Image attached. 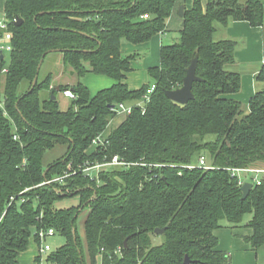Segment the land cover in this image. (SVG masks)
Segmentation results:
<instances>
[{
    "label": "trees",
    "instance_id": "trees-1",
    "mask_svg": "<svg viewBox=\"0 0 264 264\" xmlns=\"http://www.w3.org/2000/svg\"><path fill=\"white\" fill-rule=\"evenodd\" d=\"M176 2L5 1L12 50L3 58L0 52V264H20L33 232L40 240L38 234L50 228L67 240L47 257L53 264H185L186 256L190 264H230L215 231L224 221L240 226L246 214H252L247 223L252 234L245 241L256 251L264 246V175L261 185L253 175L248 179L254 184L242 200L231 172L264 168V89L244 113L242 103L230 97L242 86L240 73L232 69L236 42L214 39L216 23L247 21L264 30L261 2L208 0L204 9L194 0L185 10L180 38L162 46L160 65L148 70L156 89L145 112L135 105L112 129L108 143L89 151L117 116V106L142 100L151 85L128 88L125 74L138 55H124L122 42L139 44L164 33ZM16 17L23 19L20 25ZM54 49H61L65 70L79 78L107 76L114 84L95 95L81 81L59 85L61 93L70 89L76 95L62 109L51 73L43 76L41 69L31 89L41 60ZM196 52L202 80L193 84L195 99L181 105L165 92L182 85ZM256 78L264 82V65ZM58 145H66V152L46 163ZM115 155L164 166L112 167L98 179L79 171L88 160ZM201 156L210 168L199 167ZM58 177L64 178L43 184ZM74 196L77 205L57 206ZM84 209L89 214L82 237L76 220ZM157 228L164 233H155ZM36 262L41 264V256Z\"/></svg>",
    "mask_w": 264,
    "mask_h": 264
},
{
    "label": "crops",
    "instance_id": "crops-1",
    "mask_svg": "<svg viewBox=\"0 0 264 264\" xmlns=\"http://www.w3.org/2000/svg\"><path fill=\"white\" fill-rule=\"evenodd\" d=\"M5 1L6 0H0V8H2L3 11ZM256 1L261 2L264 8V0ZM201 2L203 8L205 9L208 0H201ZM193 4L194 0H177L174 12L167 22L166 31L164 33L156 34L150 41L139 44L130 43L126 40L122 42L121 52L124 55H138L135 60L131 61L132 70L126 72L125 74L126 79L124 82L128 85V88L131 91L140 90L144 86L152 83L148 70L151 67L160 65V53L162 46L172 44L180 38L183 27V18L179 15V8L184 6L185 10H188L193 7ZM214 39L216 41L233 40L236 42V64L232 67V69L240 73L242 86L240 92L233 94L230 97L241 102L243 107L249 109L248 104L250 99L256 94V92L264 89V82H260L256 78L261 71L264 62V30L262 27H253L247 21H230L225 25L216 23ZM140 54H142L143 57ZM49 58L52 62L51 69L53 68L54 63L58 66L57 72H54L52 69L47 73H51L53 75L52 86H59L62 84L74 85L80 81L75 72H72L71 74V71L73 70H65L62 54L58 53L56 55L55 53H52L46 58V60ZM98 78H100V82L95 89L90 88V86L82 82L88 87L92 95H95L98 91L111 87L114 84V80L107 76L99 75ZM142 101L143 99L129 100L125 104L130 107H134L135 105L140 106ZM126 117L127 115L124 113L117 114L105 130L104 134L109 136L112 129L119 126L126 119ZM58 146H61L64 151L61 154L58 153L55 158H51L48 162L56 159L66 152V145ZM95 149L96 148L92 145L89 151H93ZM31 252L32 251L27 249L25 252L21 253L19 257L20 264H26L27 262L28 264H37L36 256L34 258L36 253L31 255ZM229 257L231 258V255Z\"/></svg>",
    "mask_w": 264,
    "mask_h": 264
},
{
    "label": "rangeland",
    "instance_id": "rangeland-1",
    "mask_svg": "<svg viewBox=\"0 0 264 264\" xmlns=\"http://www.w3.org/2000/svg\"><path fill=\"white\" fill-rule=\"evenodd\" d=\"M5 16V13L2 8H0V18L3 19ZM56 55L58 53H55ZM142 57L143 55L140 54ZM10 59L9 55L6 54V64H9ZM52 62L49 59H47L42 66V75L45 76L48 71L52 70L54 72H57L58 66L54 63L53 68L51 69ZM74 71H71V74ZM99 75L93 74V73H87L85 76L78 79L81 82H84L90 88L95 89L96 86L99 85L100 78H98ZM97 83V85H96ZM45 95V93H44ZM58 98L61 101V108L67 109L69 104H71V99L65 98L63 96V93L59 92ZM244 113H248L249 109L243 107ZM64 150L61 148V146H56L52 151L48 152L46 155V163L47 160H50L51 158H55L58 153H62ZM246 179H250L251 174H246ZM79 203V198L77 196L74 197H67L60 201H58L57 206L58 207H70L72 205H77ZM89 214V209H84L82 211L77 220H76V230L78 233L84 237V225L85 220ZM252 214H246L244 216V219L240 226L237 227H229L227 226V223L224 221L223 226L220 227L215 231L216 236L218 237L219 243L218 248L224 252H226L228 255H231L230 258V264H264V246L259 248L257 251L254 250L248 242L245 241V237L252 234V229L247 226L248 221L251 219ZM156 241L159 242L160 238H156ZM67 240L66 238L56 233L54 236H50L46 239V241L37 240L35 237V231L33 232V236L30 240V244L28 247L29 251L35 256H40L39 249L40 246L49 245L51 247V251L48 253H44L41 256V264H53L47 260V257L49 254H52L59 250L62 246L66 244ZM28 264V262L26 263ZM36 264V263H35Z\"/></svg>",
    "mask_w": 264,
    "mask_h": 264
},
{
    "label": "built area",
    "instance_id": "built-area-1",
    "mask_svg": "<svg viewBox=\"0 0 264 264\" xmlns=\"http://www.w3.org/2000/svg\"><path fill=\"white\" fill-rule=\"evenodd\" d=\"M11 38L12 33L9 31V20L4 16L3 19L0 18V52L3 54L4 52H10L12 50L11 45ZM264 65V62H263ZM7 72V68L3 70V73ZM156 89L155 84H151L150 87L147 89L146 94L144 95L142 104L140 105L143 109V112H145V106L150 101L151 94ZM63 95L67 98H75V93L68 89L63 92ZM0 106L3 107L4 103L0 99ZM117 113H124L125 115H130L133 111V107L127 106L125 103H120L116 108ZM105 143H108V136H106L104 133L100 134L98 137H96L93 140V146L97 149L99 145H104ZM131 165H143V166H152V167H162L163 164H151V163H144V162H138V163H132L127 162L125 159L121 158L119 155L113 156L111 159L105 158L104 161H86L83 165L80 166L79 171L84 173L86 176H90L92 179H98L100 173L108 168L112 167H129ZM198 166V165H197ZM196 165H186L185 167L188 169H193L197 167ZM199 167L203 168H210L206 157L201 156L199 160ZM69 168H71L69 166ZM232 176L238 178L239 185L242 187V185L245 182H251L248 179H246V174L253 175V181L257 185L262 184V175H264V168H232L231 169ZM76 173V171H75ZM64 177H58L53 180L45 181L43 184H50L54 181H62ZM254 182H252L254 184ZM59 191L63 192L62 189ZM56 234V231L53 228H50L48 230H42L38 236L41 241H46V239L50 236H54ZM51 251V247L49 245L40 246L39 253L40 256L44 253H48ZM230 256V255H229Z\"/></svg>",
    "mask_w": 264,
    "mask_h": 264
},
{
    "label": "water",
    "instance_id": "water-1",
    "mask_svg": "<svg viewBox=\"0 0 264 264\" xmlns=\"http://www.w3.org/2000/svg\"><path fill=\"white\" fill-rule=\"evenodd\" d=\"M184 13H185V7L181 6L179 8L180 17L183 18L184 17ZM22 22H23L22 18L16 17V19H15V24L16 25H20ZM59 52H61V49L50 50L44 55V57L47 56V54L49 55V54H52V53H59ZM2 58H3V54H2ZM198 62H199V54H198V52H196L195 56L192 58V61H191L190 65L186 69V76L183 79L182 85L179 88L172 89V90H167L165 92L166 96L170 100H172V101H174L176 103H179L181 105H186L189 101L195 99V95H194V92H193V84L195 82H198V81L202 80V78H200L197 75ZM43 63H44V59L41 60L39 66H38V73H37L36 77L33 80L32 88H31L32 90H33V88L36 86V84L38 82L39 73H40V71L42 69ZM55 90L60 92V87L56 86ZM51 99L52 100L56 99V96H55L54 92L51 93ZM48 170L49 169H47V171ZM252 187H253V183L252 182H245L242 185V187H241L242 200L247 198V196H248L250 190L252 189ZM164 231H165L164 228H157L155 230V233L163 234ZM127 242H128V239L125 240V246L127 245ZM190 262L191 261H190L189 257L186 256L185 264H190Z\"/></svg>",
    "mask_w": 264,
    "mask_h": 264
}]
</instances>
